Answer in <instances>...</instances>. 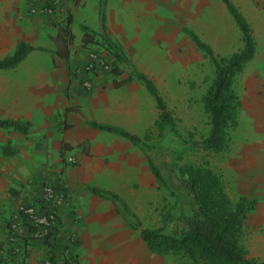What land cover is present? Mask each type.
Masks as SVG:
<instances>
[{
    "label": "crops",
    "instance_id": "1",
    "mask_svg": "<svg viewBox=\"0 0 264 264\" xmlns=\"http://www.w3.org/2000/svg\"><path fill=\"white\" fill-rule=\"evenodd\" d=\"M228 1L249 25L255 43L243 76L264 64V0ZM37 2L0 0V59L19 41L33 48L15 67L0 69V119L29 123L26 133L0 128V243L12 223L18 240L12 264H46L48 251L55 264H163L131 227V216L109 197L124 202L146 228L144 205L158 186L140 141L153 128L158 110L131 67L150 79L159 95L174 99L178 83L187 78L185 89L200 102L210 79L200 66L210 61L188 33L223 57L241 48L240 32L221 0H61L51 14L28 12ZM100 12L104 33L126 62L85 70L80 25L96 31ZM66 25L72 39L63 58L54 53L55 39ZM111 64L117 66L115 75ZM113 80L121 83L115 86ZM88 122L119 128L140 141L134 145ZM256 122V134L249 131L259 140L256 155L251 162L237 158L232 171L240 195L255 201L245 220L246 257L264 264V124ZM7 140L10 155L1 151ZM67 156L74 161L66 162ZM45 185L55 192L49 204L40 198ZM90 187L103 194L91 193ZM26 205L37 213L53 210L47 238L38 237L20 216ZM67 254L74 256L73 263L66 262Z\"/></svg>",
    "mask_w": 264,
    "mask_h": 264
},
{
    "label": "trees",
    "instance_id": "2",
    "mask_svg": "<svg viewBox=\"0 0 264 264\" xmlns=\"http://www.w3.org/2000/svg\"><path fill=\"white\" fill-rule=\"evenodd\" d=\"M221 1L240 32L242 46L239 50L228 56L216 57L205 43L194 34L188 33L196 48L213 65L212 77L200 98L202 111L208 122L207 133L199 142L193 144L203 151L214 154L226 152L229 148V132L237 125L236 116L239 108L234 81L245 64L253 58L255 52L254 39L245 19L228 0ZM103 18V13L100 12L99 25L96 31L80 25L82 31L81 50L87 48V50L98 55H103L108 62L106 55L101 53L99 49L92 47L95 37H98L112 58L111 63L114 64L115 60L126 62L119 46L104 33ZM71 39L72 35L66 25L56 35L54 53L57 56L67 58ZM32 49L24 41L17 42L13 52L0 59V69L15 67ZM38 49L45 50L43 48ZM113 64H111V72L115 75L117 66ZM131 75L143 84L154 100L158 113L153 128L158 134H161L165 127L173 130L174 120L152 81L143 73L135 71L133 67H131ZM207 79L205 78V80ZM113 83L117 86L121 82L113 80ZM87 125L93 129L124 137L134 145H138L140 141L137 136L110 125L94 122H88ZM0 128H11L19 133H26L29 123L18 119H0ZM147 137L148 134L146 133L143 139H147ZM62 147L66 148V145L62 143ZM1 151L6 155L13 153L9 146V140L1 147ZM144 154L157 186L163 185L162 175L149 154L145 151ZM178 174L180 185L190 198L191 210L178 219L180 222L178 229L171 232L163 230V226L171 220L169 215L161 216V227L143 228L136 217L129 212L124 202L115 195L109 194L114 202L120 204L123 214L131 216L133 219L131 227L138 230L139 237L147 249L156 255H175L185 264H263L254 258H247V252L242 243L245 234V220L248 213L253 210L255 201L242 195L232 201L225 191L219 174L205 158H201L196 165L184 163L178 166ZM89 191L98 196L103 194L93 187H90ZM46 260L47 264H55L53 255L49 251L46 253Z\"/></svg>",
    "mask_w": 264,
    "mask_h": 264
},
{
    "label": "rangeland",
    "instance_id": "3",
    "mask_svg": "<svg viewBox=\"0 0 264 264\" xmlns=\"http://www.w3.org/2000/svg\"><path fill=\"white\" fill-rule=\"evenodd\" d=\"M92 47L104 53L107 61H112L101 39L95 37ZM85 50L87 57L88 50ZM260 64L257 65V68L254 66L253 71L246 72L242 76V71H245L250 65L246 63L235 78V92L240 102L237 111V126L229 132V148L223 153L206 152L193 144L199 142L206 135L208 122L200 102L194 99L195 95L191 91L185 89L184 79L187 81V78H182L173 92L174 95L179 96L177 99L170 98L167 93L160 94L174 120V129L171 130L169 127H165L161 134H158L155 128H152L148 131L147 139L140 141V148L149 154L163 178V185L154 189L152 197L144 205L146 212L141 220L142 223L146 224V228L161 227V216L167 214L171 220L163 226V230L171 232L178 229L180 224L178 219L190 212V198L181 187L178 174V166L184 163L196 165L201 158H205L219 174L225 191L232 201H235L243 192L238 184L234 182L233 176L235 174L232 168L236 165V160L239 157L245 159V162H251V158L256 155L254 147L259 148V140L252 134H256L257 129L254 127L253 122L258 121L262 123L261 125L264 124V64ZM258 66H262V69ZM127 68L129 69L128 66ZM256 69L259 70L258 76L254 71ZM200 72H205L206 76L211 78L213 73L211 62L201 64ZM206 82L208 83L209 80ZM241 102L244 104L241 105ZM261 128L264 132V126ZM244 145H248V148H244ZM262 147H264V140ZM154 211H156V218L152 219L150 215ZM158 259L159 261L162 260L163 264H185L179 257L171 254L158 256Z\"/></svg>",
    "mask_w": 264,
    "mask_h": 264
},
{
    "label": "built area",
    "instance_id": "4",
    "mask_svg": "<svg viewBox=\"0 0 264 264\" xmlns=\"http://www.w3.org/2000/svg\"><path fill=\"white\" fill-rule=\"evenodd\" d=\"M61 0H38L37 4L30 7V13L38 14H51L59 6ZM86 62L84 64L85 70H93L95 67H102L105 70L110 69V64L106 62L103 55H98L90 50L86 57ZM84 86L88 87V83L85 82ZM66 162L72 163L74 161L73 157H65ZM55 196V192L51 186L45 185L41 191V201L44 204H49ZM60 197L59 194H57ZM20 216L24 218L29 226L33 228V232L43 239L47 238L52 223L54 221V212L52 209H49L43 213H37L32 206H22L20 208ZM17 236L14 232V226L12 223H8L4 241L0 243V264H12L14 261L15 254L17 253ZM73 255L67 254V263H73ZM47 264V262H46Z\"/></svg>",
    "mask_w": 264,
    "mask_h": 264
}]
</instances>
